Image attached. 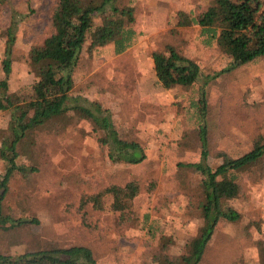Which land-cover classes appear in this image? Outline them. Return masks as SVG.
<instances>
[{
	"label": "rangeland",
	"instance_id": "374dc122",
	"mask_svg": "<svg viewBox=\"0 0 264 264\" xmlns=\"http://www.w3.org/2000/svg\"><path fill=\"white\" fill-rule=\"evenodd\" d=\"M53 1L0 0V29L8 25L12 11L20 21L13 88L32 80L26 66L27 50L49 33L47 15ZM209 1L134 0L138 2L133 24L136 33L133 44L123 52H117L113 44L94 47L88 37L73 71L72 94L97 100L110 109L119 130L140 141L147 157L137 165L115 164L108 148L101 146V133L94 130V124L75 118L73 112L66 114L60 131L44 128L34 132L18 161L35 165L38 171L27 178L17 172L6 200L7 211L30 223L9 232L0 230V251L21 254L52 244H85L95 250L101 264H155L153 255L166 240L173 253L185 251L202 223L199 216L188 212L189 194L196 191L201 175L188 168L184 179L177 174L180 162L198 156L200 125L209 128V161L214 166L221 161L217 151L241 155L251 149L258 128L264 132V58L228 69L232 58L217 45V31L178 23L180 11L198 14ZM167 44L178 45L200 64L204 75L218 74L205 86V117L199 102L205 78L193 87L165 88L159 82L152 53ZM2 52L0 39V63ZM9 118L8 112L0 111V148ZM5 170L0 154V176ZM263 170L261 164L242 174L244 195L235 205L243 218L240 223L220 225L204 264H258L252 240H264ZM132 179L140 181L142 190L135 199L136 216L129 222L118 223L110 197L101 208L90 204L89 213L83 214V194ZM153 182L156 185L150 190ZM256 220L261 230L253 223Z\"/></svg>",
	"mask_w": 264,
	"mask_h": 264
},
{
	"label": "trees",
	"instance_id": "16d2710c",
	"mask_svg": "<svg viewBox=\"0 0 264 264\" xmlns=\"http://www.w3.org/2000/svg\"><path fill=\"white\" fill-rule=\"evenodd\" d=\"M133 2L54 0L47 15L49 33L38 38L27 50L26 66L32 80L18 88L12 87V76L20 21L16 20L13 11L8 25L0 29V39L3 40L0 111H6L10 116L0 148L1 157L6 162V170L0 176V230L9 232L30 223L29 219L17 218L6 210L14 175L20 172L27 178L38 171L37 166L21 164L18 159L30 145V135L41 133L44 128L60 131L65 127L68 112H73L75 118L89 119L94 124V130L101 133V146L108 148L109 157L115 164L137 165L146 159L143 144L119 130L110 109L97 100L90 101L72 94L75 87L73 71L89 36L94 47L113 44L117 52H123L133 44L136 33L133 24L138 6V2ZM179 15L180 26L199 24L218 32L217 45L232 58L228 69L234 70L264 58V0H210L198 14L193 10H182ZM152 56L157 78L165 88L193 87L205 78L199 101L202 117H205L208 111L205 86L218 74L204 75L200 64L186 56L176 44L156 49ZM208 129L207 124L200 125L198 156L192 161L180 162L177 174L179 179H184V169L188 168L201 175L196 191L189 194L188 212L199 216L202 223L181 254L170 251L167 240L164 241L161 249L153 255L155 264H204L208 245L220 225L224 222L240 223L243 218V213L235 205L244 195L242 174L252 167L264 166V132L260 127L250 150L238 156L219 150L216 156L221 161L216 166L209 161ZM155 185L156 182H153L150 190ZM141 190L142 185L137 179L116 182L100 191L83 194L81 209L87 215L90 204L101 208L104 200L110 197L112 209L118 213V223L124 224L136 216L134 204ZM33 221L39 223L37 218ZM253 223L258 230L262 229L259 220ZM248 228L249 225L247 231ZM252 243L258 251V264H264V240H252ZM0 264L101 263L89 245L52 244L21 254L0 251Z\"/></svg>",
	"mask_w": 264,
	"mask_h": 264
}]
</instances>
